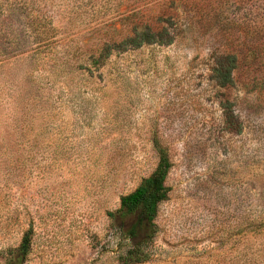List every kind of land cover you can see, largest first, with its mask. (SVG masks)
Here are the masks:
<instances>
[{"label": "rangeland", "instance_id": "374dc122", "mask_svg": "<svg viewBox=\"0 0 264 264\" xmlns=\"http://www.w3.org/2000/svg\"><path fill=\"white\" fill-rule=\"evenodd\" d=\"M263 1L0 0V264L28 231L23 264H121L107 213L156 168L154 136L169 193L138 264H264V83L211 78L254 28L264 45ZM138 24L173 42L92 62Z\"/></svg>", "mask_w": 264, "mask_h": 264}, {"label": "trees", "instance_id": "16d2710c", "mask_svg": "<svg viewBox=\"0 0 264 264\" xmlns=\"http://www.w3.org/2000/svg\"><path fill=\"white\" fill-rule=\"evenodd\" d=\"M257 9H261L264 14V1L254 10ZM254 29L246 34L247 40L242 43L247 48L245 52L244 49H237L239 45L237 44L226 47L228 50L219 52L215 56L211 78L220 89L232 88L235 85V73L241 69L246 70L248 77L252 76L253 83H264L262 76L256 74V68L262 60L259 53L264 50V45L260 40V32ZM173 39L174 34L167 27L134 25L131 34L127 35L120 45L102 46L97 58L92 62L97 65L105 62L112 49L122 47V49L134 50L148 45L167 46L173 42ZM230 44H234L232 40ZM225 114L232 120L236 118L231 108ZM152 146L158 157L154 171L143 178L132 192L120 196L119 207L107 213L121 240H128L132 244L125 254L119 256L121 264H138L149 259L145 245L152 240L155 233V219L159 206L168 199L169 189L165 181L171 169V162L166 148L161 145L158 137L152 138ZM30 241L31 236L28 231L23 235L18 248L13 251L14 256L8 260L10 264H23L29 252Z\"/></svg>", "mask_w": 264, "mask_h": 264}]
</instances>
